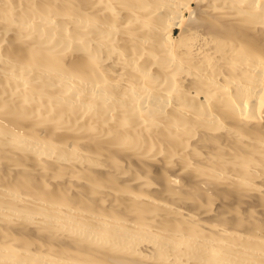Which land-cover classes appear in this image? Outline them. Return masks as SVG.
Masks as SVG:
<instances>
[{
  "label": "bare ground",
  "instance_id": "6f19581e",
  "mask_svg": "<svg viewBox=\"0 0 264 264\" xmlns=\"http://www.w3.org/2000/svg\"><path fill=\"white\" fill-rule=\"evenodd\" d=\"M0 264H264V0H0Z\"/></svg>",
  "mask_w": 264,
  "mask_h": 264
}]
</instances>
